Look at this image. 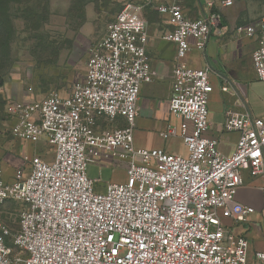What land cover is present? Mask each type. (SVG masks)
Here are the masks:
<instances>
[{"label": "built area", "instance_id": "1", "mask_svg": "<svg viewBox=\"0 0 264 264\" xmlns=\"http://www.w3.org/2000/svg\"><path fill=\"white\" fill-rule=\"evenodd\" d=\"M183 1L126 0L67 94L52 90L5 104L13 137L44 143L53 156L39 151L12 173L0 160V210L10 201L24 204L17 230L0 211V264H264V250L251 259L249 239L224 222L247 223L255 211L235 195L245 171L264 173V117L243 97L228 108L223 128L239 139L231 154L223 153L210 133L211 69L189 61L193 50H206L234 0H206L197 18ZM150 8L170 29L163 39L176 48L169 110L179 121L160 136L179 137L184 153L135 141L141 89L153 81ZM258 30L252 58L264 81V21L237 27L251 37ZM231 87L226 81L222 90ZM103 119L126 125L102 126ZM90 164L121 166L126 178H91Z\"/></svg>", "mask_w": 264, "mask_h": 264}, {"label": "crops", "instance_id": "2", "mask_svg": "<svg viewBox=\"0 0 264 264\" xmlns=\"http://www.w3.org/2000/svg\"><path fill=\"white\" fill-rule=\"evenodd\" d=\"M205 2L206 0H184L183 5L189 17L197 18L204 14ZM222 15V25L213 32L206 50L202 52L193 50L189 55V61L194 67L209 66L211 69L214 91L209 101L210 133L219 138L220 150L225 154H231L238 142L239 133L224 130L226 110L236 106L238 100L243 97L246 98L255 116L264 117V81L257 79L252 58L253 51L262 39V33L258 30L251 37L237 31L240 25H250L259 21H253L255 15L249 14L245 5L236 0L233 6L223 10ZM146 17L149 22L148 54L152 63L153 81L145 83L141 89L134 129L135 141L137 145L143 147H162L170 152L184 153L186 149L179 137L165 140L160 136L162 131L167 130L172 124H178L179 121L169 110L176 48L174 43L162 37L170 29L160 15L150 8L146 11ZM226 81L232 86L228 92L222 90ZM28 99L35 100L31 96L20 100ZM101 125L123 127L126 122L123 119H118V122L103 119ZM16 139L0 138V158L5 163L8 173L24 164L23 150H29V157L39 152L30 151L27 143ZM118 169L123 171V176L119 177L124 180L126 178L124 168L119 166ZM96 178L98 177L94 179ZM244 178L245 183L238 189L235 201L252 206L255 211L247 223L239 224L232 219H224V222L233 228L235 234L245 235L249 239L252 259L255 251L264 250V173L251 176L245 171ZM111 180L114 179L110 178L103 182Z\"/></svg>", "mask_w": 264, "mask_h": 264}, {"label": "rangeland", "instance_id": "3", "mask_svg": "<svg viewBox=\"0 0 264 264\" xmlns=\"http://www.w3.org/2000/svg\"><path fill=\"white\" fill-rule=\"evenodd\" d=\"M124 1L8 0L13 32L9 56L0 64V138H14L4 113L8 101L29 96L36 99L52 90L67 93L84 77L90 48L102 38ZM236 1L255 15L253 21H264V0ZM26 146L44 152L49 159L53 156L44 143ZM23 152V158H30L29 150ZM88 175L123 180L121 169L93 164L88 166ZM23 207L21 201H10L0 210L14 230Z\"/></svg>", "mask_w": 264, "mask_h": 264}, {"label": "trees", "instance_id": "4", "mask_svg": "<svg viewBox=\"0 0 264 264\" xmlns=\"http://www.w3.org/2000/svg\"><path fill=\"white\" fill-rule=\"evenodd\" d=\"M7 7L8 0H0V64L9 56V45L13 32Z\"/></svg>", "mask_w": 264, "mask_h": 264}]
</instances>
